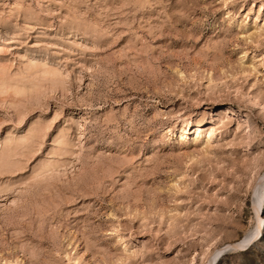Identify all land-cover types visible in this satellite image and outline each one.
<instances>
[{
    "label": "rangeland",
    "instance_id": "1",
    "mask_svg": "<svg viewBox=\"0 0 264 264\" xmlns=\"http://www.w3.org/2000/svg\"><path fill=\"white\" fill-rule=\"evenodd\" d=\"M263 176L264 0H0V264H264Z\"/></svg>",
    "mask_w": 264,
    "mask_h": 264
},
{
    "label": "bare ground",
    "instance_id": "2",
    "mask_svg": "<svg viewBox=\"0 0 264 264\" xmlns=\"http://www.w3.org/2000/svg\"><path fill=\"white\" fill-rule=\"evenodd\" d=\"M201 130L202 128L198 127L196 132L200 133ZM199 135L201 136V134ZM253 205L257 213L259 214V211L264 206V176L260 179V182L254 188ZM262 223H263V220L259 219V224H258L257 229L247 234L246 236L241 237L236 243L228 244L223 249H220L216 251L215 253H213L210 259V264H217L222 259V257L225 255V253H227V250H236V249L244 250L245 248H247V246H249L253 240L261 236Z\"/></svg>",
    "mask_w": 264,
    "mask_h": 264
}]
</instances>
